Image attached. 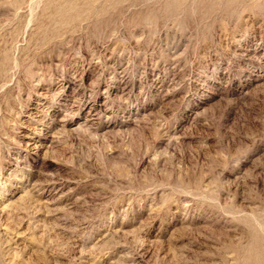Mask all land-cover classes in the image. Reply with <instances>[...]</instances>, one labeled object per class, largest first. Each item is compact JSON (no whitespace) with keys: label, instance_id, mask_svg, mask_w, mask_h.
<instances>
[{"label":"rangeland","instance_id":"rangeland-1","mask_svg":"<svg viewBox=\"0 0 264 264\" xmlns=\"http://www.w3.org/2000/svg\"><path fill=\"white\" fill-rule=\"evenodd\" d=\"M0 264H264V0H0Z\"/></svg>","mask_w":264,"mask_h":264}]
</instances>
